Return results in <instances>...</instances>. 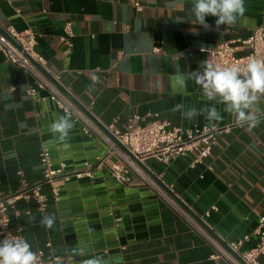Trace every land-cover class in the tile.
<instances>
[{"label":"crops","instance_id":"0c3cea01","mask_svg":"<svg viewBox=\"0 0 264 264\" xmlns=\"http://www.w3.org/2000/svg\"><path fill=\"white\" fill-rule=\"evenodd\" d=\"M193 2L0 0V26L31 29L35 51L100 126L115 121L125 130L137 116L140 124L158 119L193 131L212 125L204 115L188 120L182 113L213 102L193 79L178 91L177 76L202 71L207 58L202 49L222 39L247 38L264 23V0H245L247 11L232 27L217 28L215 18L206 17L209 29L190 22ZM66 22L74 37L71 52L64 55L60 36ZM157 47L160 52H154ZM33 86V79L7 63L0 52V191L14 192L21 177L29 183L41 180L42 147L54 165L63 162L69 173L57 201L49 187L42 186L47 197L43 213L33 201L24 200L15 202L17 214L9 213L11 228H21L34 252L41 250L46 260L60 257L62 264H82L93 256L103 257L106 264H228L209 259L211 247L137 176L122 183L105 167L94 169L92 177L74 176L86 163H95L107 145L84 133L73 117L68 139L58 141L50 125L65 113L48 98L36 100L45 96L43 90L29 96L26 90ZM177 105L183 107L174 110ZM215 106L223 117L215 126L232 129L218 135L206 159L193 167L190 153L167 165L147 159L144 170L171 185L195 215L208 211L206 221L215 235L228 241L244 239L242 250L250 249L257 242L258 217L264 215V116L247 131L236 126L222 104ZM258 107L264 112V98ZM8 152H15V157L5 159ZM47 214L56 217L51 229L40 224ZM73 248L83 255H70Z\"/></svg>","mask_w":264,"mask_h":264},{"label":"built area","instance_id":"2783aa9c","mask_svg":"<svg viewBox=\"0 0 264 264\" xmlns=\"http://www.w3.org/2000/svg\"><path fill=\"white\" fill-rule=\"evenodd\" d=\"M73 37L71 23L66 22L60 36V41L64 44L62 51L64 55L71 52ZM35 45L36 34L31 29L16 30L11 25L0 26V52L5 61L29 75L34 81V86L27 88L26 93L35 97L37 90L45 91V96L36 95V100L48 98L64 113H71L74 120L80 122L84 133L97 136L107 145L106 152L96 157L95 163H86L82 170L73 173L74 176L92 177L94 169L102 167L107 168L111 175L122 183L128 182L130 176L135 175L164 199L188 227L211 247L209 259H221L228 264H264V215L258 217L254 230L257 242L252 248L242 250L244 239L228 241L215 235L206 221L208 211L202 215H195L173 193L171 185L164 184L165 187L160 185L144 170L146 168L144 161L147 159H154L162 165H167L188 153L193 156L190 165L193 167L210 155L218 135L228 133L232 126H203L191 131L182 130L158 119L140 124L137 116L129 120L125 130L117 128L115 121L100 126L86 114L87 109L75 100L69 89L61 84L58 73L48 69L46 59L35 51ZM160 50L158 47L154 48V52ZM242 50L245 52L237 54ZM202 51L207 54L206 61L221 69L232 66L243 69L252 58L264 60V23L252 29L245 39H222L215 46ZM115 141H118L128 153ZM39 162L42 169L40 181L29 183L21 177L14 192L4 194L0 191V240L7 236L22 237L21 228L14 232L10 226V211L18 213L14 210L16 201H33L37 210L43 213L47 205V197L41 190L43 185L49 187L54 201L59 199L61 187L69 178L65 164L58 162L54 165L46 147H42L39 152ZM46 245L49 246V243ZM35 252L40 257L39 264H53L56 261V257L44 259L41 250Z\"/></svg>","mask_w":264,"mask_h":264},{"label":"clouds","instance_id":"9594fccd","mask_svg":"<svg viewBox=\"0 0 264 264\" xmlns=\"http://www.w3.org/2000/svg\"><path fill=\"white\" fill-rule=\"evenodd\" d=\"M192 24L200 25L205 29L211 26L206 23V17L215 18V26L232 27L238 18L243 17L247 11L245 0H194L191 7ZM202 71H195L186 78L178 75L175 87L178 91L186 88L187 79H193L200 86L203 96L207 101L213 102L212 106L201 109L187 108L183 117L192 120L198 115L215 127V122L223 119L220 110L215 106L222 104L223 111L234 117L236 126L251 131L257 127L264 112L258 107L261 98H264V60L252 58L246 67L237 66L219 68L211 62H203ZM95 81V78H93ZM183 105H177L179 110ZM74 128L71 113L58 115L51 123L50 131L60 142L68 139L70 131ZM15 152L5 153V159L15 157ZM56 217L54 214L43 215L40 224L46 229L54 227ZM70 255L77 256L83 253L76 248L71 249ZM40 257L32 250L31 244L20 236H7L0 240V264H39ZM56 264H62V259L56 257ZM82 264H106L101 256L83 260Z\"/></svg>","mask_w":264,"mask_h":264},{"label":"water","instance_id":"95a60500","mask_svg":"<svg viewBox=\"0 0 264 264\" xmlns=\"http://www.w3.org/2000/svg\"><path fill=\"white\" fill-rule=\"evenodd\" d=\"M80 106V105H79ZM82 109H83V107L82 106H80ZM84 110V109H83ZM92 120L96 123V124H98V122L96 121V119H94L93 117H92ZM107 134L110 136V137H112L108 132H107ZM113 139V138H112ZM116 142V144L121 148V149H123L125 152H127V150L118 142V141H115ZM128 153V152H127ZM151 175V177H153L155 180H157L162 186H164L165 187V185H164V183L160 180V179H157V177L154 175V174H152V173H150Z\"/></svg>","mask_w":264,"mask_h":264}]
</instances>
